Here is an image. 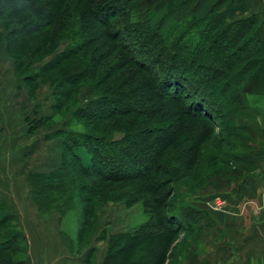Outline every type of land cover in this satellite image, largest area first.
Here are the masks:
<instances>
[{
	"label": "trees",
	"instance_id": "16d2710c",
	"mask_svg": "<svg viewBox=\"0 0 264 264\" xmlns=\"http://www.w3.org/2000/svg\"><path fill=\"white\" fill-rule=\"evenodd\" d=\"M41 1H46L47 7L51 0H0V51L21 50L22 41L37 35L47 37L54 25L60 27L62 38L35 41L37 46L13 67L14 75L24 89L37 88L48 76L51 78L52 73L65 69L60 81L51 82V108L55 114L62 107L63 100L72 94L71 89L84 83L94 75L97 67H101L104 55L99 54L100 47H94L97 38L88 34L93 26L77 24L75 28L65 22L68 18L60 16V2L56 7L37 11L25 22L17 19L14 25L3 16L11 12H5L7 9H15L18 16V12L35 9L33 5ZM79 1L87 4V14L96 19L97 27L102 30L100 38L112 40L123 51L125 65L134 66L139 75L145 76V82L125 93L97 96L79 107L72 116L73 120L94 123L133 117L134 121L144 118L145 123L153 122L151 127L126 132L115 139L64 127L52 131L49 138H61L59 164L48 172L29 175L31 199L42 215L64 209L68 193L64 192L67 184L61 179L69 171L70 164L75 165V172L82 177L96 174L106 183L139 182L144 194L143 209L149 220L136 233L120 235L119 239L128 242H122L123 247L119 245V248L122 251L126 246L135 251L154 238H159L165 245L181 231L175 223L178 216L164 212L172 193L164 192L165 182L157 181L154 176L168 175L169 170L163 167L162 161L167 150L179 148L172 157L173 164L192 166L205 158L208 162L233 169L230 173L233 177L255 167L259 155L246 140H250L256 129L238 127L235 121L254 119L252 105L260 103L263 107L259 108V114L264 115V10L261 14L251 13L248 0H210L201 9L187 10L186 16L176 13L173 17L179 6L187 4L188 0ZM21 3L29 5L21 6ZM158 11L165 12L161 23L153 22ZM118 17L125 18L124 23L107 31L110 21ZM162 23H168L167 27H160ZM171 28V33L164 37ZM63 37L67 40L64 50L35 68L32 74L23 75L26 74L23 71L25 65H32L37 54L45 51V45L56 44ZM251 64V75L242 78L241 74ZM155 69H159L158 74ZM114 88L120 91L123 84ZM142 92L146 93L145 96H136ZM183 97L191 102H183ZM160 115L168 118L159 119ZM226 120L231 122L227 131L242 133H239V145L246 153L205 156L202 145L215 134L214 124ZM139 138L148 139V144L141 146ZM98 146L104 147L103 151L113 152L114 156L101 160ZM178 212L188 224L205 217L203 212L191 206H181ZM9 222L14 226L0 232V252L18 248L17 253L25 255L27 248L19 246V243L25 244V238L17 218L0 200V228ZM133 241L134 245L137 242L135 246ZM21 264H27L26 256Z\"/></svg>",
	"mask_w": 264,
	"mask_h": 264
},
{
	"label": "rangeland",
	"instance_id": "374dc122",
	"mask_svg": "<svg viewBox=\"0 0 264 264\" xmlns=\"http://www.w3.org/2000/svg\"><path fill=\"white\" fill-rule=\"evenodd\" d=\"M209 1L188 0L187 4L179 6L173 17L176 16V13L186 16L188 14L187 10L196 7H200L201 9ZM48 2L47 7L45 5L46 1L38 2L36 5H33L35 9H29L22 13L18 12V16L15 14V9H7L5 12H11L3 16L14 25L17 19L25 22L27 18H33L37 11H45L56 7L57 3L60 2L62 8L60 16H67L68 18L65 22L68 21L75 28L79 24H86L89 27L93 26L88 34H92L97 38L98 42L95 43L94 47H100L99 54L104 55V59L101 67L99 66L95 69L92 77L71 89L72 94L65 99L66 101L63 100L62 107L55 114H53L51 108V82L60 81L65 69L52 73L51 78L48 76L46 81L42 82L37 88L32 89L31 87L22 90L21 96H28L34 99L29 101L32 108L34 104L36 109H40L42 106L46 108L42 110L43 116L38 111V116L36 118L33 116V119L29 121V126L32 127L29 131H37V137L34 140L35 146L39 145L36 155L38 157L40 155H44V157L50 155L52 157L53 155L50 151L55 149V146L48 148L50 145L48 143H40L39 132H43V136L45 133L50 135L52 131L64 127L67 130L76 132L96 135L105 134L115 139L121 138L123 133L151 127L153 121L148 124L145 123L144 118L142 121H134L133 117L116 118L94 123L75 122L73 120L72 116L79 107L85 106L99 95L109 96L117 92L125 93L133 86L136 87L142 83L144 84L145 76L139 75L134 66L125 65L123 51L112 40L100 38L102 30L97 27L96 19L87 14L86 10L88 6L86 3L79 0H58V2L51 0ZM27 5L29 4L21 3V6ZM44 5L46 8L43 7ZM164 14L165 12L158 11L157 17L153 22L161 23ZM124 19L122 17L112 19L106 30H111V28L123 24ZM163 25L167 27L168 23H162L160 27ZM171 30L172 28L164 37L168 36ZM60 31V27L56 24L48 31L47 37L37 35L22 41L21 50L15 48L13 51H6L5 49L0 51V81L3 83L4 91L6 86H9L8 83L16 80L11 68L15 66V63L17 65L27 52H31V49L37 46L35 41L40 42L43 38L47 40L49 38H54L53 40L62 38ZM262 32L264 35V29ZM64 38L59 40V43L50 42L48 45H45V51L37 54V57L32 60V65L26 64L23 69L26 74H22H32L35 68L46 63L64 50L67 44V40ZM127 41L128 39L126 38ZM134 55L137 54L134 52ZM252 65L241 74L242 78L251 75ZM156 73H159V69ZM121 84H123V88L120 91H116L114 86ZM136 94V96H145L146 93ZM183 100L185 103L191 102L186 97H183ZM38 103L39 105L37 106L36 104ZM262 107L263 103L252 105V108H255L254 119H239L235 121V125L238 127L247 126L256 129L255 134L250 136V140H246L250 144L249 146L253 147V150L259 155L258 158L256 157V160L264 158V115L259 114V108ZM48 116L51 117L47 118ZM167 118V115H160L159 117V119L165 120ZM229 124H231L229 120L222 123L218 121L214 124L215 134L211 135L202 145V151L205 156L221 153H227L229 156L246 153L245 149L239 145L238 137L242 133L236 130L227 131L226 127ZM130 136L133 137L134 135ZM138 140L141 146L148 144V139L139 138ZM98 148L101 160L114 156L112 155L113 152L107 151L108 149L103 151L102 148L104 147L98 146ZM178 152V147L172 148L167 150L162 158L163 167L169 170L168 175L162 173L154 175L157 181L165 182L166 187L164 192L168 191L170 194L172 193L171 198L167 200L168 209H165L164 212L176 214L178 218L175 223L181 227V231L174 236L172 242L164 245L159 238H154L149 239V243L139 246L135 251L126 246L121 251L119 248L121 243L125 242L127 244L128 241H122L119 239V236L128 232L136 233L149 220V215L143 209L142 201L144 194L142 193L141 184L129 181L106 183L99 180L98 178L100 177H97L98 175L96 176V174L82 177L75 172V165L70 164L69 171L65 172L64 178L62 177L63 179H61L67 184L66 189L68 190H64V192L68 193V201L64 209L60 210V212L57 211L43 215V219H41L42 217L39 219L41 220V228H39L38 234H41L42 238L47 236L48 242H43L36 248L26 250L27 253L25 255L17 253L18 248L1 251L0 264H21V260L25 256L26 261L30 262L28 264H33L31 262L35 256V264H40L39 258H43L44 260L41 264H123L125 262L127 264H207L210 260L209 255L213 253L216 255L218 253V250L214 248L215 246L208 241L210 236L208 229L216 226L213 220L215 215L218 217L219 213L226 212L224 201L234 198L240 188L254 175L257 168L255 165V167L248 168L249 170L240 173L239 176L233 177L230 174L233 169L225 168L217 162H208L205 158L192 166L183 167L172 163V157ZM143 154H147V152H143ZM115 155L120 157L117 154ZM56 156L55 153L53 156L54 162L57 159L55 158ZM28 163L33 167L34 160H29ZM7 176L11 177V175ZM7 176H4V181H7ZM89 191L92 193L89 194ZM125 201H129L130 204L125 205ZM181 206H191L203 212L205 214L204 219L199 220L197 223L188 224L178 212ZM12 226H14L12 222L6 223L0 228V232L6 228H12ZM7 238L5 237V239ZM50 240L57 241V244H52ZM143 240L145 239L143 238ZM213 241L216 243V240ZM138 242H140V239ZM135 243L137 244V242ZM19 246L23 248V246L26 247V244L19 243Z\"/></svg>",
	"mask_w": 264,
	"mask_h": 264
},
{
	"label": "crops",
	"instance_id": "0c3cea01",
	"mask_svg": "<svg viewBox=\"0 0 264 264\" xmlns=\"http://www.w3.org/2000/svg\"><path fill=\"white\" fill-rule=\"evenodd\" d=\"M248 1L251 13L263 12L264 0ZM11 69L14 75L13 67ZM15 79L8 83L5 91L0 81V200L8 205L17 218L28 251L48 242L47 236L42 238L38 234L41 228L39 219H43V215L31 199L29 175L48 172L58 166L61 138H49V134L43 136V132H39L40 143L50 144L48 148L55 146L50 152L53 156L56 153L57 159L54 162L53 156L36 155L39 146L36 147L34 143L37 131H29L32 128L29 121L33 116H38V111L43 116L42 110L46 108L42 106L36 109L35 104L32 108L29 101L34 99L21 96L25 89ZM29 160H34L33 167L29 165ZM255 165L257 171L235 197L225 201L221 199L225 202L226 212L219 213L218 217L215 215L213 220L216 226L208 229V241L218 253L217 256L215 253L210 254L207 264H264V158L257 159ZM4 176L8 177L7 181L3 180ZM212 240H216V243ZM50 241L57 244L55 240ZM35 257L32 258L33 264ZM43 261V258H39L40 264Z\"/></svg>",
	"mask_w": 264,
	"mask_h": 264
}]
</instances>
